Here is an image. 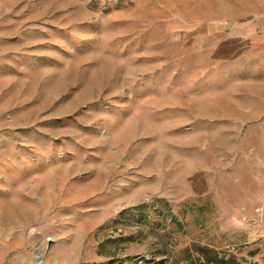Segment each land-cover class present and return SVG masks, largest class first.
<instances>
[{
	"label": "rangeland",
	"instance_id": "rangeland-1",
	"mask_svg": "<svg viewBox=\"0 0 264 264\" xmlns=\"http://www.w3.org/2000/svg\"><path fill=\"white\" fill-rule=\"evenodd\" d=\"M253 4L0 0V264H264Z\"/></svg>",
	"mask_w": 264,
	"mask_h": 264
},
{
	"label": "crops",
	"instance_id": "crops-1",
	"mask_svg": "<svg viewBox=\"0 0 264 264\" xmlns=\"http://www.w3.org/2000/svg\"><path fill=\"white\" fill-rule=\"evenodd\" d=\"M263 4L261 6H256L255 4L252 5L251 12L253 14H256V18H252L250 22L245 24H236L233 28L227 29L224 35V42L226 44H233L238 38H241L243 36L248 35V32H251L253 29L260 33L264 34V17H259L258 15H264V0H262ZM229 31V32H228ZM261 37L264 38V35ZM225 60H229V58H226ZM262 61H264L262 59ZM127 256H130L129 254ZM95 261L98 262H104L105 260L103 256H99L98 253H96L93 258ZM47 264H60V260H53L50 263Z\"/></svg>",
	"mask_w": 264,
	"mask_h": 264
}]
</instances>
